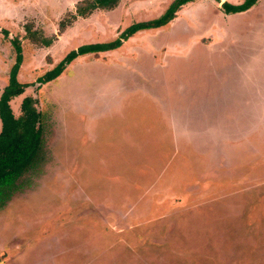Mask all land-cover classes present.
Returning <instances> with one entry per match:
<instances>
[{"label":"rangeland","instance_id":"obj_1","mask_svg":"<svg viewBox=\"0 0 264 264\" xmlns=\"http://www.w3.org/2000/svg\"><path fill=\"white\" fill-rule=\"evenodd\" d=\"M84 1L0 0V92L18 38L26 89L10 106L35 98L43 142L0 202V264H264V4L235 26L214 0L187 4L35 84L173 0L79 17Z\"/></svg>","mask_w":264,"mask_h":264},{"label":"trees","instance_id":"obj_2","mask_svg":"<svg viewBox=\"0 0 264 264\" xmlns=\"http://www.w3.org/2000/svg\"><path fill=\"white\" fill-rule=\"evenodd\" d=\"M195 1L197 0H173L159 17L131 24L114 41L84 44L69 51L54 68L37 78L35 84L44 85L54 81L77 57L88 54L96 56L100 53L113 51L137 32L166 26L176 18L177 12L184 5ZM214 1L220 4V10L228 15L247 11L258 0H244L239 5H232L221 0ZM118 2L119 0H85L77 5L76 15L84 17L96 9L112 10ZM65 28L66 23L61 22L59 31L62 32ZM19 41L18 38L11 41L16 52L15 63L9 71L7 85L0 92V202L2 203H5L10 198L11 193L15 191L17 180L22 174L34 167L38 156L42 153L43 145L41 113L37 110L35 98L31 96L22 98L18 116L14 115L10 106V102L24 94L26 89V85L20 84L17 80V73L22 63ZM50 43L43 41L42 44L49 46Z\"/></svg>","mask_w":264,"mask_h":264},{"label":"crops","instance_id":"obj_3","mask_svg":"<svg viewBox=\"0 0 264 264\" xmlns=\"http://www.w3.org/2000/svg\"><path fill=\"white\" fill-rule=\"evenodd\" d=\"M197 1H199V0H197ZM222 2L223 1H226V0H221ZM243 1L244 0H237V2L236 1H234V2H232L233 4L232 5H239V4H241V3H243ZM196 2V1H195ZM263 3L264 4V0H258L257 2H256V4L255 5H253L252 7H250L247 11H244V12H241V13H235V14H228V15H225L228 19H229V17L230 18H234V19H237V22H233V21H231V22H227V24H226V26L229 24V25H240L241 23H243L244 22V24L246 25V13L250 10V9H252L254 6H258L260 3ZM194 3V2H193ZM235 3V4H234ZM188 4H192V3H188ZM187 5V4H186ZM186 5H184L183 7H185ZM182 7V8H183ZM181 8V9H182ZM180 9V10H181ZM257 11L258 12H264V8H263V10H262V8L259 6V7H257ZM177 14H178V12H177ZM177 14H176V18H177ZM219 14H222V13H219ZM222 15H224V14H222ZM260 16V15H259ZM176 18H174L171 22H169L168 24H171ZM257 23H262L261 22V20L260 21H257ZM167 24V25H168ZM166 25V26H167ZM254 24H252V26H253ZM165 27V26H164ZM161 28H163V27H161ZM159 29V28H158ZM253 29H254V27H253ZM252 29V30H253ZM150 30H155V29H150ZM138 33V32H137ZM220 34V33H219ZM135 35V34H134ZM134 35L132 36V37H130L129 39H132L133 37H134ZM207 37H209V36H207ZM245 37H246V35H245ZM128 39V40H129ZM127 40V41H128ZM126 42V41H125ZM120 48V47H119ZM119 48H117V49H119ZM116 49V50H117ZM244 51H246V49H244ZM243 51V59H242V62H243V65H244V68L246 69V53ZM111 52V51H110ZM100 54H102V53H100ZM99 54V55H100ZM84 56H86V55H84ZM80 57H83V56H80ZM78 58V57H77ZM76 58V59H77ZM75 59V60H76ZM74 60V61H75ZM74 61H72V63L74 62ZM77 61V60H76ZM70 65H71V63H70ZM69 66V65H68ZM11 103V102H10Z\"/></svg>","mask_w":264,"mask_h":264}]
</instances>
